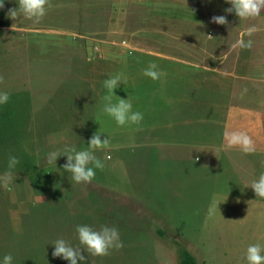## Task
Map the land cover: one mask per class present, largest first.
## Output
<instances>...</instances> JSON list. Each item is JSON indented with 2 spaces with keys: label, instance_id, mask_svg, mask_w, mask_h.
<instances>
[{
  "label": "rangeland",
  "instance_id": "374dc122",
  "mask_svg": "<svg viewBox=\"0 0 264 264\" xmlns=\"http://www.w3.org/2000/svg\"><path fill=\"white\" fill-rule=\"evenodd\" d=\"M156 1L49 0L46 15L34 23L22 13L10 19L8 10L18 8V0H4L0 92H7L9 100L0 105V264L8 254L12 264H69L52 256L53 242L64 239L78 246L77 225L115 227L124 245L104 257L82 252L86 259L78 264H179L185 249L197 264H246L249 245L264 248V214H244L232 200L221 197L240 188L223 176L222 168L200 170L192 159L172 157L168 147L159 146L164 156L159 159L158 149H150L143 159L147 168L142 169L131 148L151 114L139 125L119 126L104 111L109 93L103 82L119 77L110 102L129 99L133 111L144 112L133 97L140 75L136 71L147 69L152 61L136 54L138 48L236 71L240 78L232 101L255 106V99H264V63L248 66L247 55L264 49V27L256 25L258 30L248 36L247 24L234 13L226 16L224 26L211 22L212 9L207 17L201 10L180 6L179 0ZM255 19L264 25V9ZM248 40L252 47H241ZM170 70L171 65L155 81L142 72L139 83L150 87L139 89L140 96H169L165 100L175 99L171 106L179 111L183 88L153 87L156 81L172 82ZM252 72L258 80L250 77ZM193 91L199 96L193 98L198 104L193 109L200 116L201 108L211 105L198 103L201 88ZM212 95L205 100H212ZM154 106L168 111V103ZM176 114L174 119L184 120ZM207 123L211 127L217 122ZM97 132L102 141L110 139V146L94 151L104 167L95 169L91 183L72 180L63 167L66 156L49 163L48 154L62 152L66 145L87 150ZM259 155H253L255 162L264 163V154ZM9 156L19 161L11 170ZM6 173L11 177L7 182Z\"/></svg>",
  "mask_w": 264,
  "mask_h": 264
},
{
  "label": "crops",
  "instance_id": "0c3cea01",
  "mask_svg": "<svg viewBox=\"0 0 264 264\" xmlns=\"http://www.w3.org/2000/svg\"><path fill=\"white\" fill-rule=\"evenodd\" d=\"M130 1L150 2L151 0ZM162 1L167 0H160V2ZM156 2L155 0V3ZM178 4L192 12L197 13V11L201 10L202 15L206 13V11L210 12V9H212V11L215 12V15L210 13L212 17L221 15L228 17L229 13H223H225L226 8L231 7L226 0H179ZM208 16L209 13L207 14V17ZM244 21L247 24V28L244 32H247V29L251 26L261 25L264 27V25L260 24L256 19ZM244 21L243 24H245ZM239 52L242 53L241 50ZM136 54L144 57L146 56V59L152 61L148 63L147 66L149 67L150 64L155 63L158 66L157 70L160 72H165L166 68L169 69L171 65L168 81L171 79L170 81L172 82L162 84L156 81V83H153V87H167L174 90L183 88L184 91V105L180 107L179 111L176 105L173 107L171 106V104L177 102H175V99L170 97V99H167L168 101L165 100L169 96H163L161 100H156V96L154 97L152 95H150V97H146V95L140 96L141 92L139 89L143 91L144 88L150 87V85L139 83V81L143 80L142 72L146 69L143 70L137 67L136 72L140 74L137 82L138 91L133 97H136L140 106L143 104L142 109L145 108L144 112H141L144 113L143 117H145L146 114H151L149 116L151 119L146 120L143 124L144 126L140 130L141 132L133 139L136 143V147L131 148V153L135 152L136 158L138 157L139 162L136 164L140 165L141 168L142 166L147 168L143 159H146L150 149H158V158L160 159L161 156L164 155L161 153L162 147L160 150L159 146H164L170 149V156L183 157L185 160L192 159L196 168L200 170H204L206 167L213 169L222 168L223 176L230 178L232 183L235 182L240 188L235 187L234 190H232L233 192H228L229 196H227L226 192L223 193L224 196L221 197L232 200L237 206H240L239 209L244 214H264V199L257 197L254 190L251 188L252 183L259 178H257L258 167L264 164L263 162L259 164L256 163L253 157L255 153L264 154V99L263 101L255 99V106H244L234 103L232 101V98L235 97L234 89L236 81L240 78V75L236 71L220 69L214 65L202 64L200 66L190 60L183 61L177 59L170 52L153 48H138L136 49ZM247 55L250 56L248 66L254 68L255 65L264 63V49L255 50L254 52L249 50ZM224 56L226 55L224 54ZM198 73L201 77L200 79L197 78ZM250 77L258 80V77L253 75V72ZM212 80H215V83L209 82ZM194 88L202 89V97L198 103H202V105H211L210 107L205 106L201 108L200 116H196L198 112L195 113L193 109L198 105L193 98L199 97L194 95ZM211 88H215V92H208L206 90ZM205 90L206 93H203ZM210 94H213V99L205 100V98H207L206 96ZM190 99L191 101H189ZM250 99L253 100V97ZM160 102L164 104L168 103V111L154 106ZM146 103H148L149 106H146ZM177 112L180 114V117H183V121H177V119L173 118V116H177ZM208 120L216 121V126L211 125V127H209L207 123ZM212 129L213 133H211ZM233 131L247 133L254 142L255 152L246 154L241 151L239 147L229 149L224 134ZM144 151L146 153H144ZM261 174H264V170ZM189 187V184L187 186L185 185L186 192L189 190ZM209 199L213 200L211 196H207L206 200Z\"/></svg>",
  "mask_w": 264,
  "mask_h": 264
},
{
  "label": "clouds",
  "instance_id": "9594fccd",
  "mask_svg": "<svg viewBox=\"0 0 264 264\" xmlns=\"http://www.w3.org/2000/svg\"><path fill=\"white\" fill-rule=\"evenodd\" d=\"M231 7L225 9L227 13H233L241 20L255 19L261 15L264 9V0H226ZM50 6L49 0H18V8L8 10V17L15 20L19 13L25 18L39 23L46 15L47 7ZM4 8V0H0V9ZM212 23L226 26L228 24L226 16H213ZM258 29L255 26L247 29V35H253ZM252 40L247 43H241V47L251 48ZM155 63L149 65L144 71V75L152 80H158L162 72L157 70ZM3 76H0V83H3ZM119 77H111L103 82L104 88L107 89L109 95L105 97L109 103L105 106L104 111L110 115L119 126L128 124L139 125L143 120V114L133 111L132 103L129 99L119 98L118 103L112 104L111 98L114 90L120 86ZM246 91V90H245ZM9 100L7 92H0V105L6 104ZM225 139L229 149L239 147L246 154L255 152V146L252 138L245 132L233 131L226 132ZM110 146V139L106 137L103 141L101 135L95 133L90 141L87 150L77 151L74 146L66 145L63 151H54L48 154L49 163H56L59 156H66L64 170L72 174V180L76 183H91L95 179V169L103 170V163L94 155L96 149H105ZM19 163L17 157L9 156L8 168L11 170ZM91 165V166H90ZM5 182L11 179L10 174H5ZM257 197L264 199V174L251 185ZM78 246H73L64 239H57L53 242L54 251L52 256L59 257L69 264H78V261L84 262L86 257L82 252H87L94 257H104L109 255L111 249L119 250L123 248V242L120 239L118 229L115 227L101 226L99 230H95L88 225L76 226ZM264 248L259 244L249 245L246 251V264H264ZM13 257L11 254L3 257V264H12Z\"/></svg>",
  "mask_w": 264,
  "mask_h": 264
},
{
  "label": "trees",
  "instance_id": "16d2710c",
  "mask_svg": "<svg viewBox=\"0 0 264 264\" xmlns=\"http://www.w3.org/2000/svg\"><path fill=\"white\" fill-rule=\"evenodd\" d=\"M2 13L3 9H0V14ZM0 24H2V21H0ZM179 264H197V260L191 251L185 249L181 255Z\"/></svg>",
  "mask_w": 264,
  "mask_h": 264
}]
</instances>
